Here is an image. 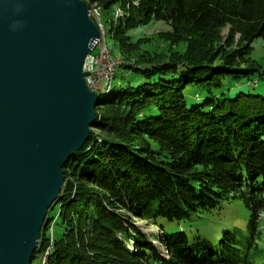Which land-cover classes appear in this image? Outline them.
<instances>
[{
    "label": "trees",
    "instance_id": "obj_1",
    "mask_svg": "<svg viewBox=\"0 0 264 264\" xmlns=\"http://www.w3.org/2000/svg\"><path fill=\"white\" fill-rule=\"evenodd\" d=\"M84 1L99 13L128 6L109 19L122 79L62 167L30 264H264L253 232L264 212V71L250 47L264 40V0ZM158 23L168 28L148 37ZM234 202L244 226L220 221Z\"/></svg>",
    "mask_w": 264,
    "mask_h": 264
},
{
    "label": "water",
    "instance_id": "obj_2",
    "mask_svg": "<svg viewBox=\"0 0 264 264\" xmlns=\"http://www.w3.org/2000/svg\"><path fill=\"white\" fill-rule=\"evenodd\" d=\"M84 0H0V264H30L86 144L99 97L85 59L100 32Z\"/></svg>",
    "mask_w": 264,
    "mask_h": 264
},
{
    "label": "rangeland",
    "instance_id": "obj_3",
    "mask_svg": "<svg viewBox=\"0 0 264 264\" xmlns=\"http://www.w3.org/2000/svg\"><path fill=\"white\" fill-rule=\"evenodd\" d=\"M95 6H97L96 3H94ZM101 23L104 26V32H105V41L108 50L110 53L114 56L121 57L119 45L116 38H111L110 34V16H111V10L108 11H101ZM168 27L163 25L162 23L155 24L150 30L146 31L145 33L148 35V37L152 38L153 32L156 33L158 30H166ZM138 32H143V29L138 30ZM228 32V29L226 28L222 32V36L225 37ZM155 44L157 43L154 41ZM152 42V43H154ZM157 45V44H156ZM251 47V59L252 63L259 67L260 71H264V40L257 38L254 39L250 43ZM123 70L117 69L114 76L113 85L115 86L118 82V80L122 79ZM248 212L243 209V207L239 204L234 202L232 205H228L223 208L222 213L220 214L219 218L220 221L225 224L226 226H244L241 224V222H244L248 217ZM133 223H135V219H133ZM138 228L148 236H153L154 233H156L158 230L153 225H150L147 221H141L140 224H136ZM256 228H253V232L255 233V243L256 246L263 251V260L264 261V212L260 213L258 219L256 220ZM151 239V238H150ZM152 243L156 244V241H153ZM158 245V244H156ZM263 264V263H262Z\"/></svg>",
    "mask_w": 264,
    "mask_h": 264
},
{
    "label": "built area",
    "instance_id": "obj_4",
    "mask_svg": "<svg viewBox=\"0 0 264 264\" xmlns=\"http://www.w3.org/2000/svg\"><path fill=\"white\" fill-rule=\"evenodd\" d=\"M92 18L94 21L93 16ZM122 63L123 61H116L111 58L105 41H100L99 38L94 42L92 51L85 59L82 69L83 72L87 73L85 77L87 88L93 92L99 91L100 85L107 83L108 75L112 73L113 67Z\"/></svg>",
    "mask_w": 264,
    "mask_h": 264
},
{
    "label": "bare ground",
    "instance_id": "obj_5",
    "mask_svg": "<svg viewBox=\"0 0 264 264\" xmlns=\"http://www.w3.org/2000/svg\"><path fill=\"white\" fill-rule=\"evenodd\" d=\"M133 4L135 6H137L139 4V1H134ZM88 10H89L90 18L93 20V18H92V16H93L94 17V22L98 26V29H99V32H100V41H105L104 26L101 23V16H100V13H99V9L93 3V4L89 5V9ZM127 13H128V6H126L124 8H114L113 11H112L110 20H111V22L113 24H115V23H117V21L120 18H122ZM105 45H106V41H105ZM108 52H109V55L111 56L112 59H114L116 61H123V59L121 57H117V56L112 55L109 50H108ZM119 66H121V64H117L116 66H114L112 73L108 75L107 83L105 85H100L99 91H102L101 95H103L105 93V91L109 89V87L111 85V82H112V80L114 78L115 72H116V70H117V68ZM141 221H143V220L135 219V224H140Z\"/></svg>",
    "mask_w": 264,
    "mask_h": 264
}]
</instances>
